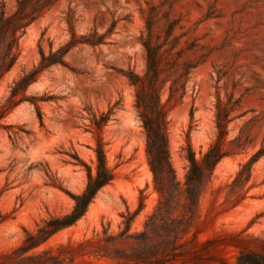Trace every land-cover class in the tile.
<instances>
[{"label":"rangeland","instance_id":"374dc122","mask_svg":"<svg viewBox=\"0 0 264 264\" xmlns=\"http://www.w3.org/2000/svg\"><path fill=\"white\" fill-rule=\"evenodd\" d=\"M5 1L9 13L16 0ZM160 0H59L27 29L19 41L18 59L0 82V107L8 109L0 128V257L19 248L25 231L51 216L71 212V195L87 185L86 166L96 169L95 149L103 144L113 181L101 189L76 225L51 238L34 252L61 255L62 246L94 240L89 251L105 253L110 245L102 235H116L128 211H142L130 233L144 224L158 203L154 177L146 156V135L134 107V88L120 73L129 67L142 72L144 50L139 37L144 30L141 9ZM174 9L192 37L212 50L198 67L189 91L180 103H167L169 150L177 178L185 182L188 143L200 159L217 139L215 103L219 94L241 99L228 125L223 147L230 155L216 167L200 197L197 216L184 237L185 250L195 251L204 264H236L239 239H264V156L244 167L264 145V0H180ZM69 21L78 38L95 30L105 43L92 48L79 44L66 57L67 66L42 72L28 87L23 100L11 108L10 87L40 61V47L48 55L71 39ZM218 72L225 73L217 83ZM114 108L103 129L92 124L93 115ZM193 115V119H191ZM242 181L233 189L239 172ZM249 176V178H247ZM244 180V182H243ZM121 226V229H120ZM100 234V238L96 236ZM118 248H126L121 242ZM255 247L254 243L244 246ZM132 264L108 257L76 256V264ZM173 264H199L190 255Z\"/></svg>","mask_w":264,"mask_h":264},{"label":"trees","instance_id":"16d2710c","mask_svg":"<svg viewBox=\"0 0 264 264\" xmlns=\"http://www.w3.org/2000/svg\"><path fill=\"white\" fill-rule=\"evenodd\" d=\"M59 0H16V8L9 13L5 1L0 3V82L11 71L18 59L19 41L27 29L44 16ZM180 0H160L147 3V8L141 9L144 20V30L139 37V43L144 50L145 66L142 72L129 67L120 73L134 88V107L146 135V156L154 177V189L158 193V203L153 213L144 224V230L131 234L134 219L142 211L141 204L134 212L128 211L124 216V228L116 235H109V229H104L102 235L107 243L101 248L105 253L89 251L94 240H86L67 246H62L60 252L70 254V263H75V257H108L120 259L132 264H173L172 261L185 255H190L197 263L204 264L202 258L191 250H185L184 237L190 232L191 223L197 216L200 197L213 175L217 165L230 155L223 147L228 135V125L241 117L237 114L241 108V99H235L229 94L224 100L219 94L215 103V124L217 139L209 149L198 159L195 151L188 143L186 159L189 163L185 182L181 183L172 163L168 138V107L162 96L167 93V103H180L189 91V82L194 71L205 64L212 50L200 43V39L192 37L182 25V19L177 15L174 6ZM71 39L57 51L51 47L49 54L40 47V61L33 69L24 72L10 87L8 103L11 108L23 100H29L40 114L39 101L45 99L23 98L16 102V97L25 94L29 86L36 83L39 75L52 67L67 66L65 57L79 44H87L92 48L105 43V37L96 30L90 35L78 38L73 23L69 21ZM225 73L218 72L217 83ZM8 109L0 107L1 120ZM114 108L110 107L100 118L93 115L92 124L98 130L103 129L112 117ZM193 119V115H191ZM96 152L95 172L86 166L88 181L85 190L78 195H71L74 206L70 213L51 216L37 225L35 231H25L22 245L11 253L0 257V264H65L61 255L51 252H34L61 231L73 227L87 213L89 206L98 192L109 185L114 179V171L108 166L103 144L99 141ZM264 156V145L244 167ZM243 172H239L234 180L233 189L242 181ZM249 178V176H247ZM244 182V180H243ZM100 238V234L96 233ZM121 242L126 248H118ZM239 254L236 264H264V239H239ZM254 243L255 247L244 246ZM84 264H94L85 262Z\"/></svg>","mask_w":264,"mask_h":264}]
</instances>
